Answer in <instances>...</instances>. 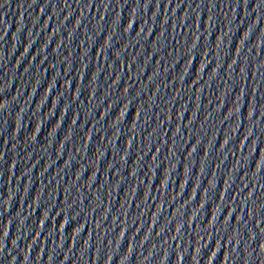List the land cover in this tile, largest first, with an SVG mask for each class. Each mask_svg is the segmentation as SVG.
I'll use <instances>...</instances> for the list:
<instances>
[{"label": "water", "instance_id": "1", "mask_svg": "<svg viewBox=\"0 0 264 264\" xmlns=\"http://www.w3.org/2000/svg\"><path fill=\"white\" fill-rule=\"evenodd\" d=\"M0 264H264V0H0Z\"/></svg>", "mask_w": 264, "mask_h": 264}]
</instances>
